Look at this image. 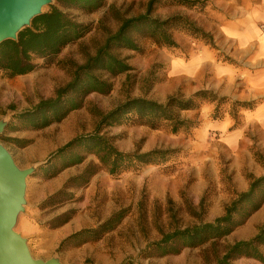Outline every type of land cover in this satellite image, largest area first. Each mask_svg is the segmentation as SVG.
<instances>
[{"label": "rangeland", "instance_id": "1", "mask_svg": "<svg viewBox=\"0 0 264 264\" xmlns=\"http://www.w3.org/2000/svg\"><path fill=\"white\" fill-rule=\"evenodd\" d=\"M147 1L104 0L91 11L51 0L76 21L90 24L91 30L57 55L36 58L38 67L27 74L7 78L0 73V120L6 122L0 142L20 168L34 167L26 179L24 209L15 230L26 238L35 258L57 257L61 264H98L104 259L120 261L118 264H216L230 245L249 239L264 224L263 219L249 224L257 214L254 212L230 234L183 248L178 254L158 256L148 247L173 228L210 222L222 215L235 194L248 188V175L264 173L255 155L258 152L264 158V121L253 119L255 114L240 111L233 104L228 107L204 101L196 110H183L180 116L188 119L189 126L176 132L169 121H160L157 128L136 123L135 119L101 126L99 133L121 151L178 149L167 161L110 175L93 154L82 152L81 162L70 163L50 176L68 161L67 154L53 158L58 148L76 136L95 132L100 113L136 97L163 103L170 96H191L188 90L194 82L187 78L174 79L177 88H169L172 77L167 76L165 64L169 47L150 39H141L138 50H117L130 69L110 77L107 93L88 94L82 107L60 122L31 129L12 118L13 114L31 109L40 99L55 96V91L70 81L76 65L94 54L108 34L116 31L121 19L143 13ZM47 8L48 5L43 11ZM198 8L159 0L153 15L161 19L182 15L203 29L200 24L206 17ZM171 33L174 39L191 41L196 47L199 36L188 28L174 25ZM89 166L96 171L87 184L72 187L74 184L68 183L64 193L47 199ZM121 210L125 211L121 222L100 238L85 235L57 249L65 237L95 229ZM65 218L68 221L61 224ZM82 238L88 239L80 242ZM260 249L264 253V247ZM231 261L258 263L249 257Z\"/></svg>", "mask_w": 264, "mask_h": 264}, {"label": "trees", "instance_id": "2", "mask_svg": "<svg viewBox=\"0 0 264 264\" xmlns=\"http://www.w3.org/2000/svg\"><path fill=\"white\" fill-rule=\"evenodd\" d=\"M104 0H59L62 5H74L95 10ZM159 0H148L145 11L132 17L120 20L116 31L109 33L103 43L88 56L84 63L76 65L71 79L66 85L55 91V96L40 99L31 109L13 114L23 127L41 129L52 123L60 122L73 110L82 107L85 98L92 92L107 93L111 88L110 77L130 69L126 58L119 49H139L141 39H150L158 45L170 47L175 45L171 30L174 25L188 28L193 35L211 40L209 34L195 26L182 15L158 18L153 15ZM172 4L189 7L201 6L198 0H170ZM91 25L76 21L54 4L41 14L34 17L30 26L23 28L15 40H5L0 43V73L11 78L27 74L38 67L36 58L49 59L57 55L66 45L77 41L91 30ZM227 98L218 97L210 90H199L190 97L170 96L163 103L146 98L136 97L125 101L113 109L100 113L96 131L76 136L62 145L53 158L67 154L68 161L55 170L54 176L68 164L83 160L82 152L93 154L110 175H119L124 171L138 169L143 165L159 164L169 160L178 149H152L140 151H121L110 140L100 134L101 126L122 124L125 120H136V123L157 128L160 121H169L172 131L187 128L188 119L181 118L183 110L198 109L204 101L221 104ZM237 106H249V103L234 102ZM135 122V121H134ZM76 149V150H75ZM257 161L264 168L262 155L255 152ZM96 169L86 167L80 174L69 178L63 189L47 197L52 200L64 193L68 183L72 187H81L89 182ZM249 184L245 191L235 194V197L225 206L224 213L210 222H199L190 226L176 227L163 233L158 241L148 244L158 256L178 254L183 248L197 247L208 241H215L230 234L236 227L242 225L257 211L264 202V173L260 176L248 175ZM125 211L113 213L107 220L95 229H83L62 239L57 249H63L70 241L84 237L100 238L101 234L113 230L124 217ZM68 218L62 220V223ZM88 238H82L80 242ZM264 224L258 227V232L247 240H238L230 245L216 264H232V259L249 257L264 264ZM148 255V254H147ZM127 264V263H121Z\"/></svg>", "mask_w": 264, "mask_h": 264}, {"label": "crops", "instance_id": "3", "mask_svg": "<svg viewBox=\"0 0 264 264\" xmlns=\"http://www.w3.org/2000/svg\"><path fill=\"white\" fill-rule=\"evenodd\" d=\"M198 1L203 2L199 13L206 17L200 25L211 40L199 37L194 47L191 41L183 43L173 38L175 45L166 52L165 62L167 76L172 77L169 88H177L174 79L187 78L194 82L188 92L210 90L218 97L227 98L221 104L228 107L233 104L240 111L255 114L253 119L264 121V0ZM234 102L250 105L237 106ZM255 212L251 225L256 220L264 222V202ZM119 262L97 261L98 264Z\"/></svg>", "mask_w": 264, "mask_h": 264}, {"label": "water", "instance_id": "4", "mask_svg": "<svg viewBox=\"0 0 264 264\" xmlns=\"http://www.w3.org/2000/svg\"><path fill=\"white\" fill-rule=\"evenodd\" d=\"M49 4L51 0H0V43L15 40ZM5 124L0 120V133ZM33 170V166L20 168L0 142V264H61L57 257H33L26 238L15 230L24 209L26 179Z\"/></svg>", "mask_w": 264, "mask_h": 264}]
</instances>
